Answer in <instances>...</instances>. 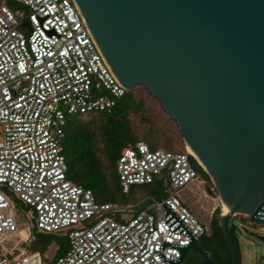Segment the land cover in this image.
I'll return each instance as SVG.
<instances>
[{
    "label": "built area",
    "instance_id": "built-area-1",
    "mask_svg": "<svg viewBox=\"0 0 264 264\" xmlns=\"http://www.w3.org/2000/svg\"><path fill=\"white\" fill-rule=\"evenodd\" d=\"M14 1L28 15L22 25L21 12L0 6V264H45L29 250L32 219L39 232L67 236V252L52 264H173L192 237L210 232L179 196L191 184L204 185L206 170L186 146L175 153L139 142L118 157L122 191L166 171L165 197L99 202L73 183L63 150L66 117L111 112L128 90L74 0ZM21 212L29 220L23 230Z\"/></svg>",
    "mask_w": 264,
    "mask_h": 264
},
{
    "label": "water",
    "instance_id": "water-1",
    "mask_svg": "<svg viewBox=\"0 0 264 264\" xmlns=\"http://www.w3.org/2000/svg\"><path fill=\"white\" fill-rule=\"evenodd\" d=\"M128 91L142 86L175 122L229 212L264 226V0H74ZM264 242V236H257ZM200 264H220L192 237Z\"/></svg>",
    "mask_w": 264,
    "mask_h": 264
},
{
    "label": "trees",
    "instance_id": "trees-1",
    "mask_svg": "<svg viewBox=\"0 0 264 264\" xmlns=\"http://www.w3.org/2000/svg\"><path fill=\"white\" fill-rule=\"evenodd\" d=\"M14 11L23 14L22 25L26 24L28 9L14 0H0ZM142 142L151 150L164 149L180 153L185 151L182 136L175 122L164 112L152 115L148 111L147 100L142 86L127 91L115 104L111 112L68 115L64 128L63 150L67 163V177L75 184L90 189L99 202L132 203L128 196L137 193L141 188L144 193L142 200L154 197L163 198L167 195L168 178L164 171L155 180L146 185L133 186L128 194L122 191L117 173V160L124 148L135 146ZM208 183V191H217L207 173H203ZM138 188V189H137ZM213 190V191H212ZM16 205L27 211L31 209L20 201ZM136 202V201H135ZM145 200L136 207L144 209ZM220 209H217L210 222V232L200 237L201 246L220 264H230L231 254L219 223ZM242 218L244 216L237 215ZM235 216V217H237ZM31 252H39L45 264H52L58 257L64 255L69 243L63 233H44L36 228L32 219ZM231 233L239 249L237 227L231 225ZM56 243L57 248L52 261L45 253L49 246ZM216 246V251L209 248ZM201 258L192 255L185 264H200Z\"/></svg>",
    "mask_w": 264,
    "mask_h": 264
},
{
    "label": "rangeland",
    "instance_id": "rangeland-1",
    "mask_svg": "<svg viewBox=\"0 0 264 264\" xmlns=\"http://www.w3.org/2000/svg\"><path fill=\"white\" fill-rule=\"evenodd\" d=\"M142 91L147 100L148 111L152 115L164 112L160 103L150 95L146 88L142 87ZM207 187V181L204 185L202 183L191 184L185 190H182L179 196L193 209L194 213L206 226L210 228V222L214 212L220 209V214L222 213V202L218 194L214 192L210 193ZM143 197L144 193L141 194L140 188L137 190V193H132L128 196V201L133 204H138ZM18 216L23 230L28 226L29 220L26 218L24 212L19 213ZM233 224L237 227L241 257L240 264H264V242L256 238V235L264 236V226L253 225L247 218L240 216L233 218ZM56 248V243L48 247L45 256L49 261L53 260Z\"/></svg>",
    "mask_w": 264,
    "mask_h": 264
},
{
    "label": "flooded vegetation",
    "instance_id": "flooded-vegetation-1",
    "mask_svg": "<svg viewBox=\"0 0 264 264\" xmlns=\"http://www.w3.org/2000/svg\"><path fill=\"white\" fill-rule=\"evenodd\" d=\"M201 241L202 240H200V244H201ZM209 248L211 249V250H213V251H216V246L214 245V244H212V245H210L209 246ZM192 255H197V256H199L194 250H192L190 253H189V255L187 256V258L185 259V261L183 262V264H185L186 263V261L188 260V258L190 257V256H192ZM200 257V256H199ZM201 258V257H200ZM202 260V259H201ZM202 262V261H201Z\"/></svg>",
    "mask_w": 264,
    "mask_h": 264
},
{
    "label": "bare ground",
    "instance_id": "bare-ground-1",
    "mask_svg": "<svg viewBox=\"0 0 264 264\" xmlns=\"http://www.w3.org/2000/svg\"><path fill=\"white\" fill-rule=\"evenodd\" d=\"M186 150H187L188 152L194 154L193 151L190 149V147L186 146ZM194 155H195V154H194ZM228 212H229L228 207H227L225 204H222V214H227Z\"/></svg>",
    "mask_w": 264,
    "mask_h": 264
},
{
    "label": "crops",
    "instance_id": "crops-1",
    "mask_svg": "<svg viewBox=\"0 0 264 264\" xmlns=\"http://www.w3.org/2000/svg\"><path fill=\"white\" fill-rule=\"evenodd\" d=\"M141 201H142V200H141ZM141 201H140V202H141ZM134 204H135V203H134Z\"/></svg>",
    "mask_w": 264,
    "mask_h": 264
}]
</instances>
